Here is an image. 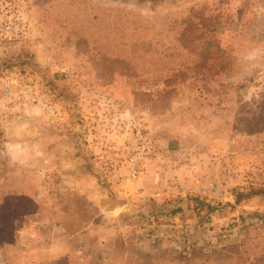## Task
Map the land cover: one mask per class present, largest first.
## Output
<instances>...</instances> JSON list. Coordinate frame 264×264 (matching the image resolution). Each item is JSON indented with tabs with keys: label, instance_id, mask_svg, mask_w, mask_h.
Listing matches in <instances>:
<instances>
[{
	"label": "rangeland",
	"instance_id": "rangeland-1",
	"mask_svg": "<svg viewBox=\"0 0 264 264\" xmlns=\"http://www.w3.org/2000/svg\"><path fill=\"white\" fill-rule=\"evenodd\" d=\"M8 142L0 264H264V0H0Z\"/></svg>",
	"mask_w": 264,
	"mask_h": 264
},
{
	"label": "clouds",
	"instance_id": "clouds-1",
	"mask_svg": "<svg viewBox=\"0 0 264 264\" xmlns=\"http://www.w3.org/2000/svg\"><path fill=\"white\" fill-rule=\"evenodd\" d=\"M33 145L29 143H21V142H8L0 145V156L6 155L9 159L10 163L13 164H25L27 163L33 156ZM36 155H40V153H36Z\"/></svg>",
	"mask_w": 264,
	"mask_h": 264
},
{
	"label": "built area",
	"instance_id": "built-area-1",
	"mask_svg": "<svg viewBox=\"0 0 264 264\" xmlns=\"http://www.w3.org/2000/svg\"><path fill=\"white\" fill-rule=\"evenodd\" d=\"M144 135H145L143 139L144 141L142 142L144 150L140 152L138 151L137 157L131 159V166L127 174L119 173V176L121 178L126 177V175L129 177H137L142 173L143 167L139 165L138 161H141L147 156V133H144ZM132 149H133V142L130 138H127L124 142V153L129 154Z\"/></svg>",
	"mask_w": 264,
	"mask_h": 264
}]
</instances>
